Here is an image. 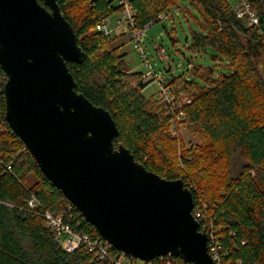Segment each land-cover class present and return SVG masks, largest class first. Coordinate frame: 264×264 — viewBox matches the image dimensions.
Masks as SVG:
<instances>
[{
	"label": "trees",
	"instance_id": "trees-1",
	"mask_svg": "<svg viewBox=\"0 0 264 264\" xmlns=\"http://www.w3.org/2000/svg\"><path fill=\"white\" fill-rule=\"evenodd\" d=\"M55 1L87 56L82 64H67L76 92L110 113L118 130L114 148L122 145L147 171L183 182L194 208L203 212L200 228L212 223L226 253L224 264H264V77L256 65V58L264 60V0H245L256 25L240 19L227 0H128L139 27L159 22V14L174 8L183 13L185 5L194 8L202 23L200 32L190 33L189 50L225 64L224 73L193 65L197 81L178 75L166 85L175 96L187 95L181 124L198 141L188 150L171 136L172 119L158 97L143 96L150 80L125 68L123 44L117 42L124 34L96 31L121 7L111 0ZM5 82L0 67V264H111L83 246L65 252L47 227L45 212L62 217L74 233L101 239L10 129ZM31 197L38 202L34 209L26 203ZM109 251L114 260L123 257ZM170 264L185 263L173 258Z\"/></svg>",
	"mask_w": 264,
	"mask_h": 264
},
{
	"label": "water",
	"instance_id": "water-1",
	"mask_svg": "<svg viewBox=\"0 0 264 264\" xmlns=\"http://www.w3.org/2000/svg\"><path fill=\"white\" fill-rule=\"evenodd\" d=\"M42 2V4H40ZM55 0H0L5 120L48 182L124 256L215 264L192 192L134 161L110 113L76 92L67 64L86 54Z\"/></svg>",
	"mask_w": 264,
	"mask_h": 264
},
{
	"label": "built area",
	"instance_id": "built-area-1",
	"mask_svg": "<svg viewBox=\"0 0 264 264\" xmlns=\"http://www.w3.org/2000/svg\"><path fill=\"white\" fill-rule=\"evenodd\" d=\"M118 6L121 7V11L114 19L113 25H111V19H104L96 25V31L103 34L104 36H113L115 35L117 29L124 28L128 35L129 41L133 44V48L138 51L141 57H144V52L141 49V41L143 39L144 33L153 25L154 22H149L143 27H139L136 23L135 13L131 10L128 1L119 0ZM239 6V8L235 9V12L237 14H243L244 16L247 15L248 25H256L258 23V19L254 12L250 10L246 1L240 0ZM170 18H172V15L170 12H168L159 14L156 19L158 21H163ZM155 51L160 60L166 59V57L163 55L162 48L155 46ZM144 66L149 68L150 71L146 72L145 75L143 74V81L151 76L152 71L147 62L144 64ZM168 70H171L169 65ZM153 79H155L159 85V91L157 95L158 99L161 101V104L167 111V114L171 117V122L174 125V128L179 129L181 122L184 119L181 108L187 98V95L183 92H180L178 96H175L170 88L166 86L170 78L160 79L154 75ZM176 135L179 137V134ZM26 203L30 209H34L38 206L37 200L33 197L27 200ZM202 207L205 208V205L203 204ZM192 217L198 223L199 232L205 234L207 238V253L212 262L215 264H224V257L226 256V253L222 250V246L219 242L218 236L216 235V231L212 226V223L209 222L208 227L204 225L200 228L199 223H201L203 220V212L200 208L195 209L193 207ZM44 219L47 227L54 232L56 242L67 253H71L80 246H83L89 253L101 260H108L111 264H144L133 258L126 257L122 253V258H117L114 260L109 251L111 247L109 244H107L102 239H94L86 234L74 233L68 225L63 223L62 217L60 216L56 217L49 212H45ZM167 257L169 260L166 262V264H170L174 257Z\"/></svg>",
	"mask_w": 264,
	"mask_h": 264
},
{
	"label": "rangeland",
	"instance_id": "rangeland-1",
	"mask_svg": "<svg viewBox=\"0 0 264 264\" xmlns=\"http://www.w3.org/2000/svg\"><path fill=\"white\" fill-rule=\"evenodd\" d=\"M111 1L114 5H118L119 3V0ZM239 1L240 0H227L228 4L234 10L240 7ZM185 7V13L175 8L172 9L170 11L172 18L153 23L144 33L141 41V49L144 52V57H141L138 51L133 48V44L129 41L127 33H124V35L117 39L118 44H123L120 51L126 54L124 58V66L126 69L130 72H140L145 75L146 72L150 71L149 68L144 66L146 62L152 69L151 76L144 80V82L150 80L148 86L142 91L145 98L158 97L159 85L158 82L153 79L154 75L160 79H169L172 74L173 76L184 75L188 80L195 79L197 81L191 73V67L193 65L215 67L218 73H224L225 71V64L214 63L211 61L209 54H194L189 50L190 33L192 31L200 32L202 21L194 8L188 5H185ZM237 16L242 20L245 19L243 14H237ZM245 16L247 18V15ZM114 17L109 18L111 19V25H113ZM155 46L163 49V55L166 57L165 60H160L158 58ZM189 62L192 65H190ZM168 65L171 70H168ZM256 65L261 75L264 77V60L256 58ZM179 129H175L172 124L171 136L179 138L178 140L182 142L185 150H188L191 145L198 142L196 138L190 134L188 129L182 127V124ZM176 134H179V137ZM30 178L34 179V177Z\"/></svg>",
	"mask_w": 264,
	"mask_h": 264
},
{
	"label": "crops",
	"instance_id": "crops-1",
	"mask_svg": "<svg viewBox=\"0 0 264 264\" xmlns=\"http://www.w3.org/2000/svg\"><path fill=\"white\" fill-rule=\"evenodd\" d=\"M115 18H116V17H114V19H115ZM124 33L126 34L125 29H124V28H119V29H117L115 35L117 36V35L124 34Z\"/></svg>",
	"mask_w": 264,
	"mask_h": 264
}]
</instances>
